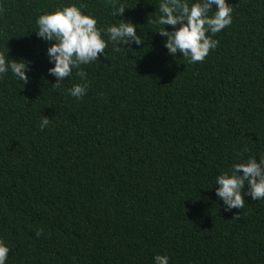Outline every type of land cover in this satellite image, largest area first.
<instances>
[{
  "label": "trees",
  "instance_id": "obj_1",
  "mask_svg": "<svg viewBox=\"0 0 264 264\" xmlns=\"http://www.w3.org/2000/svg\"><path fill=\"white\" fill-rule=\"evenodd\" d=\"M68 2L0 0V53L30 61L24 88L0 78L6 264H264V200L225 211L215 193L242 149L264 155V0H227L232 24L196 63L168 55L148 22L161 0H72L98 27L130 20L144 41L81 65L79 100L78 70L54 86L50 44L34 32ZM113 5L126 9L115 17Z\"/></svg>",
  "mask_w": 264,
  "mask_h": 264
},
{
  "label": "clouds",
  "instance_id": "obj_2",
  "mask_svg": "<svg viewBox=\"0 0 264 264\" xmlns=\"http://www.w3.org/2000/svg\"><path fill=\"white\" fill-rule=\"evenodd\" d=\"M125 7L113 5L112 15L123 14ZM214 10V11H213ZM233 8L227 0H161L159 15L148 21L162 26L158 33L163 40L167 54L177 57L182 54L189 63L202 62L211 50H215L219 41L213 37L230 26L233 21ZM94 12L84 11V6L69 0L66 4L54 6V10L39 15L36 19L37 37L50 46L46 49L48 74L55 77L54 86H60L65 77L69 79L74 70L81 83L68 89V94L77 100L87 94L86 73L79 70L81 65H88L105 55V48L117 45H141L144 43L138 35L133 22L124 20L120 24L98 27ZM165 26H171L168 30ZM131 48V47H129ZM30 61L21 58L10 59L0 53V78L11 72L23 88L29 83ZM49 117L44 116L39 123L41 130L48 127ZM245 147L230 169L218 175L215 180V193L223 202L225 211L242 209L245 197L254 201L264 200V155L244 157ZM246 189V190H245ZM42 231V230H40ZM40 231L37 235H40ZM10 248L0 241V264H6ZM154 264H169L167 255L157 254Z\"/></svg>",
  "mask_w": 264,
  "mask_h": 264
}]
</instances>
